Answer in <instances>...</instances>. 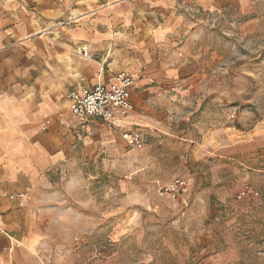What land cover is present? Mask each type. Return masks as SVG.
Listing matches in <instances>:
<instances>
[{"label":"crops","instance_id":"1","mask_svg":"<svg viewBox=\"0 0 264 264\" xmlns=\"http://www.w3.org/2000/svg\"><path fill=\"white\" fill-rule=\"evenodd\" d=\"M107 1L0 0V264H75L91 204L85 165L119 154L125 132L145 145L192 122L212 76L193 36L198 13L251 0ZM120 72L132 77L127 117L109 129L70 112L69 91Z\"/></svg>","mask_w":264,"mask_h":264},{"label":"rangeland","instance_id":"2","mask_svg":"<svg viewBox=\"0 0 264 264\" xmlns=\"http://www.w3.org/2000/svg\"><path fill=\"white\" fill-rule=\"evenodd\" d=\"M239 9L198 13L194 120L85 165L75 264H264V0Z\"/></svg>","mask_w":264,"mask_h":264},{"label":"built area","instance_id":"3","mask_svg":"<svg viewBox=\"0 0 264 264\" xmlns=\"http://www.w3.org/2000/svg\"><path fill=\"white\" fill-rule=\"evenodd\" d=\"M77 54L85 59L90 57L88 48L84 45L77 48ZM131 84L132 77L125 72H120L113 82L97 83L71 90L66 95L68 108L79 121L96 118L111 129L116 119L125 118L133 111L130 99ZM122 139L129 146L141 145L140 136L137 134L125 132L122 134ZM185 187V182L176 178L160 187V193L179 194ZM249 189L248 187L247 190ZM245 192V190L242 191V194Z\"/></svg>","mask_w":264,"mask_h":264}]
</instances>
